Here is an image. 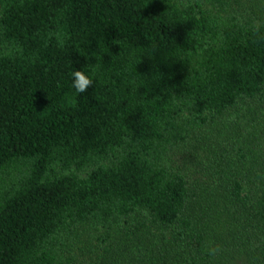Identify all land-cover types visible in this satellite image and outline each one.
Listing matches in <instances>:
<instances>
[{"label":"trees","instance_id":"1","mask_svg":"<svg viewBox=\"0 0 264 264\" xmlns=\"http://www.w3.org/2000/svg\"><path fill=\"white\" fill-rule=\"evenodd\" d=\"M237 115L264 0H0V264H264V164L206 135Z\"/></svg>","mask_w":264,"mask_h":264},{"label":"rangeland","instance_id":"2","mask_svg":"<svg viewBox=\"0 0 264 264\" xmlns=\"http://www.w3.org/2000/svg\"><path fill=\"white\" fill-rule=\"evenodd\" d=\"M240 115L231 118L229 124L221 125V129L208 131L206 135H209L208 138L211 140L212 136L216 137L219 143H234L248 151H255L260 162L264 164V133L262 131L264 119L259 121L260 124H257L249 117ZM200 147H204L203 144ZM200 153L203 151L200 150ZM254 153H249L250 159L254 157ZM196 155V152L189 149L177 153L174 157L176 167L183 172L192 174V171L196 169ZM233 264H249V262L246 257L239 255Z\"/></svg>","mask_w":264,"mask_h":264},{"label":"clouds","instance_id":"3","mask_svg":"<svg viewBox=\"0 0 264 264\" xmlns=\"http://www.w3.org/2000/svg\"><path fill=\"white\" fill-rule=\"evenodd\" d=\"M161 77L157 73L154 79L159 80ZM93 84V79L85 74L83 70H75L71 73V87L74 90V94L78 95L84 93Z\"/></svg>","mask_w":264,"mask_h":264}]
</instances>
